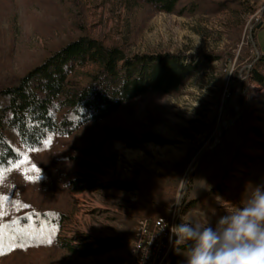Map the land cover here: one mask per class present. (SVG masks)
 Wrapping results in <instances>:
<instances>
[{
	"label": "rangeland",
	"instance_id": "rangeland-1",
	"mask_svg": "<svg viewBox=\"0 0 264 264\" xmlns=\"http://www.w3.org/2000/svg\"><path fill=\"white\" fill-rule=\"evenodd\" d=\"M201 4L195 13L178 15L137 0H0V85L83 33L105 45H119L128 55L182 54L185 63H200L179 93H149L126 102L50 150L32 153L28 165L0 182L4 201L18 196L29 206L65 214L56 236L60 246L24 251L11 246L0 264H135L131 248L139 220L173 215L179 222L182 216L208 215L215 223L227 214L218 197L241 203L233 193L214 195L211 189L228 170L247 179L237 152L264 157L258 147L264 142V89L247 78L252 115L247 125H236L242 114L237 102L242 71L264 54V0ZM206 54L222 57L207 61ZM94 69L88 64L75 76L81 79ZM235 70L240 82L233 94ZM260 70L264 74V64ZM113 129L124 132L123 138H113ZM83 163L95 178L93 187L80 193L62 188L63 174L83 171ZM32 174L51 187L45 193L37 190L28 181ZM107 238L117 239L120 247L90 252ZM82 250L88 253L79 255ZM172 256V264H184L181 253Z\"/></svg>",
	"mask_w": 264,
	"mask_h": 264
},
{
	"label": "trees",
	"instance_id": "trees-1",
	"mask_svg": "<svg viewBox=\"0 0 264 264\" xmlns=\"http://www.w3.org/2000/svg\"><path fill=\"white\" fill-rule=\"evenodd\" d=\"M137 1L158 11L178 15L185 10L188 14L195 13L202 5V0H189L185 4H180V0ZM221 57L216 54L203 56L207 61ZM186 60L182 54L128 55L121 46L105 45L84 33L48 52L24 75L0 85V182L9 179L20 166L28 165L32 153L50 150L57 141L68 138L87 124L106 119L126 102L149 93H179L200 67L199 62L185 63ZM88 64L95 69L84 73L81 79L75 76L78 69ZM263 64L264 54L242 71L244 78L237 100L242 111L236 123L239 127L249 123L253 110L248 80L264 89V74L260 70ZM238 72L235 70L231 74L233 84L230 90L233 94L240 82ZM109 133L117 139L125 135L116 129ZM148 139L159 143L157 139ZM258 147L264 152V142ZM235 159L249 174L247 179L236 178L228 170L211 189V194L233 193L243 199L248 194L246 187L264 185V157L237 152ZM83 165V171L71 176L63 174L62 188L80 193L93 187L95 178L85 170L88 164ZM42 180L44 177L38 174L28 178L30 184L45 193V187L51 186ZM5 201L0 200V225L5 226L4 250L0 256L7 254L10 245L24 251L58 243L56 236L65 219L63 212L29 206L18 196H9ZM120 245L117 239L107 238L97 241L90 252L101 254ZM87 253L88 250L78 251L79 255Z\"/></svg>",
	"mask_w": 264,
	"mask_h": 264
},
{
	"label": "clouds",
	"instance_id": "clouds-1",
	"mask_svg": "<svg viewBox=\"0 0 264 264\" xmlns=\"http://www.w3.org/2000/svg\"><path fill=\"white\" fill-rule=\"evenodd\" d=\"M246 191L239 205L218 197L227 214L215 223L208 215L182 216L171 227L170 239L174 237L172 243L184 256V264H264V185Z\"/></svg>",
	"mask_w": 264,
	"mask_h": 264
},
{
	"label": "built area",
	"instance_id": "built-area-1",
	"mask_svg": "<svg viewBox=\"0 0 264 264\" xmlns=\"http://www.w3.org/2000/svg\"><path fill=\"white\" fill-rule=\"evenodd\" d=\"M178 223L180 221L174 219L173 215L171 219L158 217L155 220H139L134 240L135 264H161L166 259L168 247L174 239H170V229Z\"/></svg>",
	"mask_w": 264,
	"mask_h": 264
},
{
	"label": "bare ground",
	"instance_id": "bare-ground-1",
	"mask_svg": "<svg viewBox=\"0 0 264 264\" xmlns=\"http://www.w3.org/2000/svg\"><path fill=\"white\" fill-rule=\"evenodd\" d=\"M132 254H134V245H133V249L131 248ZM176 249L173 245V243H170L168 250H167V257L165 260L162 261L161 264H172V260H171V255L173 253H175ZM134 257V256H133ZM135 261V258H133ZM135 263V262H134Z\"/></svg>",
	"mask_w": 264,
	"mask_h": 264
},
{
	"label": "snow or ice",
	"instance_id": "snow-or-ice-1",
	"mask_svg": "<svg viewBox=\"0 0 264 264\" xmlns=\"http://www.w3.org/2000/svg\"><path fill=\"white\" fill-rule=\"evenodd\" d=\"M35 167V166H34ZM3 197H0V200H3ZM5 226L4 225H0V253L3 252L4 248H3V231H4ZM13 246V245H10ZM21 247H23V245H20Z\"/></svg>",
	"mask_w": 264,
	"mask_h": 264
},
{
	"label": "water",
	"instance_id": "water-1",
	"mask_svg": "<svg viewBox=\"0 0 264 264\" xmlns=\"http://www.w3.org/2000/svg\"><path fill=\"white\" fill-rule=\"evenodd\" d=\"M261 26V24H259L257 27L259 28Z\"/></svg>",
	"mask_w": 264,
	"mask_h": 264
}]
</instances>
